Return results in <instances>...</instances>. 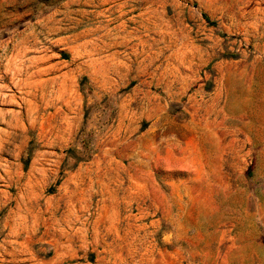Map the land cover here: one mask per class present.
Returning a JSON list of instances; mask_svg holds the SVG:
<instances>
[{"label":"rangeland","instance_id":"obj_1","mask_svg":"<svg viewBox=\"0 0 264 264\" xmlns=\"http://www.w3.org/2000/svg\"><path fill=\"white\" fill-rule=\"evenodd\" d=\"M0 264H264V0H0Z\"/></svg>","mask_w":264,"mask_h":264}]
</instances>
